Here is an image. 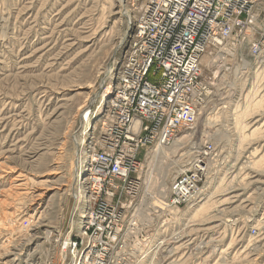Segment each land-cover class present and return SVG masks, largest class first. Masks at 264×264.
Here are the masks:
<instances>
[{
  "label": "rangeland",
  "instance_id": "obj_1",
  "mask_svg": "<svg viewBox=\"0 0 264 264\" xmlns=\"http://www.w3.org/2000/svg\"><path fill=\"white\" fill-rule=\"evenodd\" d=\"M121 3L0 0V264H72L77 255L65 253L63 242L81 232L75 171L80 149L97 131L95 120L85 130L83 117L101 98V86L122 55L128 24ZM255 15L264 17V0ZM252 31L207 50L197 123L180 133L165 161L158 162L163 154L149 156L155 148L139 154L142 159L147 152L136 175L141 189L132 204L122 200V227L152 234L159 226L155 205H162L172 183V174L162 173L182 163L190 167L205 144L216 147L217 157L207 163L202 198L174 210L172 226L160 238L168 247L174 241L176 256L162 254L157 261L154 254L143 260L123 255L130 264H229L228 258L231 264H264V53H251L258 43L247 42ZM263 34L264 27L253 40ZM222 251L228 253L225 262Z\"/></svg>",
  "mask_w": 264,
  "mask_h": 264
},
{
  "label": "built area",
  "instance_id": "obj_2",
  "mask_svg": "<svg viewBox=\"0 0 264 264\" xmlns=\"http://www.w3.org/2000/svg\"><path fill=\"white\" fill-rule=\"evenodd\" d=\"M262 1L122 0L128 24L122 55L101 86L99 105L88 110L97 131L80 149L75 173V194L83 198L84 215L79 216L81 232L69 236L64 248L80 253L72 264H130L123 255L135 254L142 260L154 254L158 261L170 253L160 238L172 226L174 210L202 198V178L216 148L201 146L190 167L172 181L168 196L152 214L159 225L153 234L123 230L127 214L122 200L132 204L140 192L136 175L147 159L146 151L139 158L143 149L169 148L196 125L206 94L203 56L211 45L247 37ZM255 42L251 53L259 56L264 34Z\"/></svg>",
  "mask_w": 264,
  "mask_h": 264
},
{
  "label": "bare ground",
  "instance_id": "obj_3",
  "mask_svg": "<svg viewBox=\"0 0 264 264\" xmlns=\"http://www.w3.org/2000/svg\"><path fill=\"white\" fill-rule=\"evenodd\" d=\"M68 3V2H67ZM64 7V6H63ZM63 9V8H62ZM58 14V13H57ZM121 14H123V15H126V13H124V11H121ZM256 15L254 14V18H253V24H254V26H253V28H252V36H250L249 38H248V40H247V42H255L256 40H253V39H256L257 37H258V33H259V31H261V28L262 27H264V25H263V23H264V17H261V16H259V15H257L256 17H255ZM54 18V17H53ZM59 19V18H58ZM67 22V21H66ZM48 23V22H47ZM3 24V23H2ZM84 24H86V23H84ZM65 29H67V28H65ZM28 30V29H27ZM8 31V30H7ZM64 31V30H63ZM62 32V31H61ZM49 33V32H48ZM249 35V34H248ZM47 37V36H46ZM4 41V40H3ZM51 42V41H50ZM2 45V44H1ZM222 48V47H221ZM222 50V49H221ZM210 52V51H209ZM209 52H208V54H209ZM230 53V52H229ZM231 54V53H230ZM233 55H235L234 53H233ZM55 56V55H54ZM243 56V55H242ZM51 70V69H50ZM110 71V70H109ZM108 76V75H107ZM105 81V80H104ZM104 84H102V86H103ZM242 90V89H241ZM250 99V98H249ZM98 101V100H97ZM96 101V102H97ZM241 101V100H240ZM94 103V102H93ZM96 104H98L99 105V102H97ZM44 105V104H43ZM97 105V106H98ZM263 106V105H262ZM247 107V106H246ZM245 107V108H246ZM245 108H244V113H245ZM89 108L85 111L86 113H85V116L83 117V121H84V119H85V122H84V127H85V130L87 129V121H89L91 124L93 123L92 122V117H91V115H93V112H91V113H89ZM221 110V109H220ZM248 110V109H247ZM241 111V110H240ZM236 112H238V111H236ZM243 113V112H242ZM242 114L243 116V118L245 117L244 115L245 114ZM237 114V113H236ZM236 114H235V116H236ZM241 114V113H240ZM237 116H238V114H237ZM16 117V116H15ZM261 117V116H260ZM259 119V118H258ZM244 120V119H243ZM242 119H241V121H243ZM235 121V123L236 124H238L236 121L237 120H234ZM240 121V123H244V122H241ZM259 122V121H258ZM241 125V124H240ZM224 126V125H223ZM231 126H233V125H231ZM243 126V125H242ZM250 126H251V124H250ZM227 127V126H226ZM251 127H253V126H251ZM83 128V127H82ZM230 128V127H229ZM235 128V127H234ZM236 128H237V126H236ZM235 128V130H237ZM242 127H240L239 129H241ZM97 129V127H95V130ZM238 129V130H239ZM239 132V131H238ZM241 132H242V130H241ZM255 132V131H254ZM89 134H90V132H89ZM96 134V131L93 133V135H95ZM238 134V133H237ZM245 135V134H244ZM251 135V134H250ZM242 136V135H241ZM240 136V137H241ZM187 137V136H186ZM264 137V136H263ZM223 138V137H222ZM229 138H230V136H229ZM228 138V139H229ZM79 139H80V137H79ZM239 139V138H238ZM241 139L242 138H240L239 140L241 141ZM81 140V139H80ZM215 140H217L216 138H215ZM18 142V141H17ZM81 142V141H80ZM178 143V145L180 144L181 145V143L180 142H177ZM83 144H84V141H83ZM222 144V143H221ZM80 145V144H79ZM239 145V144H238ZM254 145V144H253ZM225 146V145H224ZM245 147V146H244ZM170 148V147H169ZM169 148H164V147H159V146H157V147H155V149H154V151L152 152H150V154H149V156H151V157H156L157 159L159 158L158 156H160L161 154H163L162 156L164 157V158H160L159 160H158V162H159V164H161L160 162H163V161H165V159H166V157H167V153H166V151H167V149H169ZM216 148V147H215ZM244 149V148H243ZM247 149V148H246ZM170 150V149H169ZM26 152V151H25ZM191 152V151H190ZM245 152H246V150H245ZM252 153V152H251ZM223 154V153H222ZM242 154V153H241ZM22 155H24V154H22ZM221 155V154H220ZM241 156V155H240ZM150 158V157H149ZM152 158V159H153ZM240 158V157H239ZM244 158V157H243ZM181 159V158H180ZM229 159V158H228ZM35 160H37V159H35ZM239 160V159H238ZM211 161V160H210ZM217 161V160H216ZM216 161H214V162H216ZM187 162V161H186ZM255 162V161H254ZM155 163V162H154ZM180 163V162H179ZM178 163V164H179ZM182 163V162H181ZM212 163V162H211ZM28 164V163H27ZM175 165H177V163H174ZM244 164V163H243ZM249 164V163H248ZM40 165V164H39ZM59 165V164H58ZM78 166H79V164L77 165V168H76V171H75V173L77 172V170H78ZM178 166H180V165H178ZM185 166H186V168H189V165H188V163H182V166H180V167H178V170H174L172 173L170 172V170H168L167 171V173H169V174H167L166 173V171L165 172H163L162 174V178H166L167 176H168V178L170 177V175H171V181H174V179L179 175V173L181 172V171H183V169H185ZM243 166V165H242ZM177 167V166H176ZM59 168V167H58ZM176 169V168H175ZM246 169V168H245ZM244 169V170H245ZM249 169V168H248ZM240 170V169H239ZM255 170V169H254ZM252 171H253V169H252ZM231 172V171H230ZM233 172V171H232ZM263 172V171H262ZM216 173V172H215ZM250 173V172H249ZM58 174V173H57ZM220 174V173H219ZM237 174V173H236ZM240 174V173H239ZM225 176H226V174H224ZM261 175V174H260ZM25 176V175H24ZM19 177H21V176H19ZM255 177V176H254ZM231 178V177H230ZM228 179V178H227ZM15 180V179H14ZM21 180H23L24 182H25V180H24V178H22ZM20 180V181H21ZM20 181H18V182H20ZM231 181V180H230ZM27 182V181H26ZM30 182V181H29ZM252 182V181H251ZM23 182H21V184L20 185H17V186H19V187H22L23 186V184H22ZM29 186V185H28ZM28 186H26V187H28ZM63 186V185H62ZM238 186V185H237ZM251 186V185H250ZM247 187V186H246ZM29 188V187H28ZM49 188V187H48ZM22 189V188H21ZM233 189V188H232ZM238 189V188H237ZM241 189V188H240ZM20 190V189H19ZM165 190V189H164ZM261 190V189H260ZM203 191V190H202ZM216 191V190H215ZM22 192H24V191H22ZM21 192V193H22ZM27 192V191H26ZM25 192V193H26ZM208 192V191H207ZM236 192V191H235ZM9 193V192H8ZM18 193H20V192H18ZM28 193V192H27ZM244 193V192H243ZM168 194V193H167ZM167 194H164V195H167ZM214 194V193H213ZM226 194H228V193H226ZM13 195V194H12ZM37 197V196H36ZM38 197H40V195L38 196ZM237 197V196H236ZM210 198V197H209ZM231 198V197H230ZM79 199V201H78V206H77V210H81V205H82V203H83V198H78ZM204 200V199H203ZM256 200V199H255ZM218 202V201H217ZM200 203V202H199ZM207 204L208 203H204L202 206H201V208H200V210L202 211V209H204L206 206H207ZM225 204V203H224ZM262 204V203H261ZM241 206V205H240ZM155 208L158 210L159 208H160V206L159 205H155ZM156 210V211H157ZM196 210V209H195ZM199 210V211H200ZM243 210V209H242ZM199 211H198V213H199ZM200 211V212H201ZM225 212V211H224ZM47 214V213H46ZM83 216V215H82ZM221 217V216H220ZM46 218V217H45ZM193 222H195V221H193ZM240 222V221H239ZM244 222V221H243ZM192 223V222H191ZM223 223V222H222ZM235 223V222H234ZM260 223V222H259ZM45 225V224H44ZM36 227V226H35ZM38 228V227H37ZM36 228V229H37ZM171 228V227H170ZM173 230V229H172ZM183 231V230H182ZM47 235V234H46ZM240 235V234H239ZM173 239V238H172ZM177 239V238H176ZM169 241V240H168ZM178 242V241H177ZM177 242H175V244L177 243ZM238 242V241H237ZM171 243V242H170ZM169 244V243H168ZM202 244V243H201ZM204 244V243H203ZM206 244V243H205ZM172 245H174V242L173 243H171L170 244V246H172ZM188 245V244H187ZM200 246V245H199ZM229 246V245H228ZM253 246V245H252ZM66 247H69V243H68V241H66L65 243H64V245H63V250L65 251V249L64 248H66ZM216 247V246H215ZM172 248V247H171ZM177 249L178 248H173V249H171L170 250V253L172 254V252H174V255H173V258L176 256V254H177ZM218 249V248H217ZM256 249V248H255ZM258 249V248H257ZM214 250V249H213ZM215 250H216V248H215ZM208 251V250H207ZM226 251V250H225ZM225 251H222L221 252V257L220 258H222L221 260L223 261V262H225L226 261V256H227V254L228 253H225ZM74 252V251H73ZM259 252V251H258ZM257 252V253H258ZM66 253V252H65ZM65 253H64V255L62 256V261H64V257H65ZM178 253H179V251H178ZM212 253H214V251H212ZM216 253V252H215ZM214 253V254H215ZM74 254V253H73ZM219 254H220V252H219ZM250 254V253H249ZM78 252H77V255L75 256V254L73 255V262L78 258ZM213 255V254H212ZM153 256V255H152ZM150 258V257H149ZM217 258V257H216ZM229 259V258H228ZM227 259V262L229 263V264H231L230 263V261ZM235 259H237V258H235ZM234 260V259H233ZM232 259H231V261H233ZM252 260V259H251ZM182 261V260H181ZM216 261V260H215ZM161 264V263H160ZM170 264V263H169ZM234 264V263H233ZM250 264V263H249Z\"/></svg>",
  "mask_w": 264,
  "mask_h": 264
}]
</instances>
